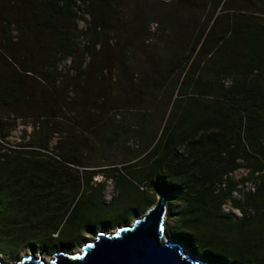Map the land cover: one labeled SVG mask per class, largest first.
<instances>
[{"label":"trees","instance_id":"obj_1","mask_svg":"<svg viewBox=\"0 0 264 264\" xmlns=\"http://www.w3.org/2000/svg\"><path fill=\"white\" fill-rule=\"evenodd\" d=\"M119 2L0 0V222L12 227L52 194L54 207L40 210L55 237L25 241L61 248L127 222L161 192L167 219L176 214L169 234L191 252L264 264V0H176L204 15L190 43L158 62L143 54V10L120 16ZM26 119L24 143L4 146L7 127ZM60 167L81 169L79 182L62 180ZM239 168L246 176L235 180ZM94 175L110 181V201ZM226 201L238 215L221 210ZM27 225L9 241L1 230L0 252Z\"/></svg>","mask_w":264,"mask_h":264},{"label":"rangeland","instance_id":"obj_2","mask_svg":"<svg viewBox=\"0 0 264 264\" xmlns=\"http://www.w3.org/2000/svg\"><path fill=\"white\" fill-rule=\"evenodd\" d=\"M176 0H120L117 9L118 14L122 16L124 13H126V10H129V8H136L138 10H143L139 14L141 18H144L145 16V22H149V36L147 37L146 42L144 43V47L148 49L143 54L147 55L148 57L153 58V61H162L166 60L168 57H172V50L171 47H177V45H180V49L184 48L183 41L186 39L187 44L190 43V40L193 36V34L196 32V23L198 24L201 22L203 18V11L200 9V7H194V11H191L190 13H187L186 9L179 7L176 3ZM220 7V6H219ZM219 7L215 9L214 15L220 14ZM123 11V12H122ZM263 15L264 17V5H263ZM191 16V17H190ZM139 17V18H140ZM138 19V18H137ZM160 21V22H159ZM79 28H84L83 22H78ZM189 34H192L190 36ZM184 36V38H183ZM189 40V41H188ZM168 46V47H167ZM168 49V50H167ZM100 60L104 62V58L100 56ZM155 61V62H156ZM68 62L66 60H63L59 63V68L66 67ZM176 87L174 86V89H172L171 96H175ZM158 93H156V96ZM166 95H170V93H167ZM172 97V98H173ZM171 98V99H172ZM170 103L168 104L165 113L162 117V120L160 124L158 125V117L160 114H157L156 118L157 121V136L160 133V129L162 128L163 122L167 116L168 109H169ZM160 112V107H159ZM153 121V118L151 119ZM32 121L31 120H15L11 125L7 127L8 136L6 138V142L4 146H11L16 147L19 144H23L24 141L27 139L29 134L32 132ZM55 143V139H52L50 141V146H52ZM128 148H131L133 143L130 141L127 142ZM2 147V150H5ZM121 165L117 164L115 165L116 168H120ZM60 172H62V180H70V178H73L75 181L79 182L80 180V172L81 169H78L77 172L65 168L60 167ZM246 176V170L244 168H239L236 171H234L231 174V177L235 180H240L241 178ZM96 182H103L104 188L102 191V198L104 202H108L113 198V191L111 188V183L109 180H105L100 175H94L91 177V183ZM239 188L241 191H244L245 188H249V185L244 184L243 182H239ZM54 192V190H53ZM46 198V203L43 205L42 202L36 203L35 206L30 208V212L25 216L23 219L14 218L12 227L6 228L3 227L2 222H0V232L1 230H7V233H9L10 230L17 229V232H22L20 225L24 224V228L26 229V223L27 230L25 231V239L23 241H18L16 244H13L12 250H9V252H0V260L3 264H11L14 261H17L21 256L23 255H31L34 259L41 258L45 261L51 260L53 254H57L59 252L63 254H74L78 253L80 251L81 246H83L84 243L90 242L93 240L92 234L95 232H101V233H111L116 228L122 227L125 225L130 224L133 220L140 218L143 216L145 211H138L136 214L129 217L127 222L119 223L111 228H99L96 230H93L91 232H82V235L79 236L77 239L75 238H67V241L63 242V246L61 248H56L55 245L53 246H46L45 248L32 246L30 242L25 241L26 238H32L37 236L40 237H55L56 231L49 230V225L46 226L47 222L44 219V214L41 213L40 208L45 207H54L55 205V196L52 194L44 195ZM156 197V195H155ZM233 198H238V195H233ZM155 200V199H154ZM37 201V200H36ZM153 204V203H152ZM151 204V205H152ZM151 205H149L146 209H148ZM221 210L226 214H237V211L232 208L229 201H226L221 206ZM165 213H166V205H165ZM31 216V217H30ZM176 220V214L173 212L171 216L167 219V216H164L163 220V229H164V239H170L172 241L178 242L177 240H174L169 232L172 230L174 226V222ZM16 232V233H17ZM13 233V232H11ZM11 233H9L7 240L9 241L11 239ZM57 238V237H56ZM82 239V240H79ZM79 241V242H78ZM181 246L182 252L191 254L194 258L201 260L202 262L211 264L209 261L203 259L200 255H197L196 253H193L188 249L183 243L178 242ZM14 256V257H13ZM13 257V258H12Z\"/></svg>","mask_w":264,"mask_h":264},{"label":"water","instance_id":"obj_3","mask_svg":"<svg viewBox=\"0 0 264 264\" xmlns=\"http://www.w3.org/2000/svg\"><path fill=\"white\" fill-rule=\"evenodd\" d=\"M165 205L164 194L157 192L143 216L111 233H93V240L78 253L59 252L48 261L23 255L11 264H208L182 252L178 242L163 238Z\"/></svg>","mask_w":264,"mask_h":264},{"label":"built area","instance_id":"obj_4","mask_svg":"<svg viewBox=\"0 0 264 264\" xmlns=\"http://www.w3.org/2000/svg\"><path fill=\"white\" fill-rule=\"evenodd\" d=\"M238 214V213H237Z\"/></svg>","mask_w":264,"mask_h":264}]
</instances>
